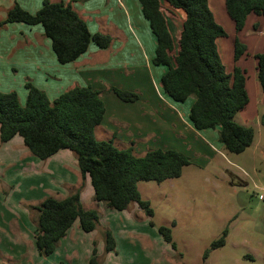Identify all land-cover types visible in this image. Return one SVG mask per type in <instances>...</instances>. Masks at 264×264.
Instances as JSON below:
<instances>
[{
	"label": "trees",
	"instance_id": "16d2710c",
	"mask_svg": "<svg viewBox=\"0 0 264 264\" xmlns=\"http://www.w3.org/2000/svg\"><path fill=\"white\" fill-rule=\"evenodd\" d=\"M139 2L156 39L152 62L167 68L160 79L163 92L175 102L194 97L188 115L192 126L197 130L218 128L219 139L228 152L245 151L252 145L255 131L251 126L236 122L235 116L249 102L246 70L238 65L231 72L227 70L218 40L228 33L216 20L209 0ZM225 6L237 33L243 30L249 14L264 15V0H225ZM176 10L183 12L184 18L179 37L174 40L167 18ZM12 22L42 25L61 64L77 60L91 43L105 49L113 40L110 35L91 32L71 2L43 0L41 8L32 13L15 1L6 18L0 20V27ZM246 51V45L235 37V62ZM255 58L256 78L264 92V50L255 54ZM25 87V103L16 91H0V142L20 136L27 149L42 160L60 150L72 151L83 180H90L95 201L118 211L135 203L150 218V224L155 225L154 209L151 202L142 197L139 182L178 178L191 163L190 158L179 150L162 148L149 149L138 156L133 145L118 148L113 138L97 139L95 130L104 119L106 107L102 91L91 85L71 87L52 101L30 81ZM108 91L124 102L138 99L137 93L114 86ZM36 209L34 240L43 256L56 251L58 243L76 221L85 232L95 230L99 224L98 211L83 207L80 188L64 198L46 197ZM157 229L164 241L176 250L171 228L161 225ZM228 233L225 228L222 235L212 241L203 254V262L212 250L225 244ZM103 236L105 251L115 250L116 241L110 229H105ZM96 256L94 248L91 264H97Z\"/></svg>",
	"mask_w": 264,
	"mask_h": 264
},
{
	"label": "rangeland",
	"instance_id": "374dc122",
	"mask_svg": "<svg viewBox=\"0 0 264 264\" xmlns=\"http://www.w3.org/2000/svg\"><path fill=\"white\" fill-rule=\"evenodd\" d=\"M14 2L15 0L0 1V19L6 18ZM253 22L257 23L258 27H253ZM13 23L17 22L7 23L5 26ZM234 35L233 31L218 41L226 67H233L235 62ZM241 35L250 46L258 40L259 51H263L264 15L251 13L246 19ZM249 53L247 50L240 60L238 59L239 66L246 70L249 102L237 113L235 120L242 125L251 126L255 131V138L252 145L239 154L228 152L217 134H213V140H206L203 133L193 129L199 134L192 135L177 125L173 119L175 117L169 114L182 119L179 112L186 113L194 97L185 102H177L176 105L181 111L170 107L160 94L166 96L158 79L163 67L154 69L159 89L151 76V79L139 87V92L128 90L138 94V99L134 102H124L112 91L102 97L109 109L105 119L108 117L112 124L100 126L95 131L97 139L113 138L118 147L133 145L138 156H143L146 151L154 148L179 150L190 158L191 163L184 167L182 175L178 178L162 182H139L142 197L148 199L154 209L152 221L155 225L150 224V218L143 210L137 209L135 203H132L128 211L122 212L108 209L104 204L100 206L92 199L91 204H95L99 214V224L91 232L81 230L74 239L69 237L68 240L72 243L79 244L75 249L79 262L74 264H91V258L88 260V257L93 256L94 248L97 250L99 245L100 249L103 246L105 248L103 235L105 229L109 228L108 223L117 245L115 250L118 254L114 255L117 264H264V199L261 198L264 194V92L256 78L255 54ZM166 107L171 112L167 111ZM163 111L168 114L164 116ZM109 116H116L121 122L116 123L117 121L111 120ZM212 130L210 129L211 133ZM120 136L124 138L120 139ZM31 169L35 170L33 167ZM35 175L37 174L33 171L27 170L23 176L25 178L22 177L20 181L18 178L12 183L11 194L8 186H1L2 203L11 208L20 201L27 208L25 202L30 200L28 198L42 192L41 188H31L34 183L32 181L37 180L33 178ZM85 181H79L75 186L65 185L62 192L72 193L79 188L83 191ZM35 185L39 187V183ZM90 188L93 194V188ZM85 205L90 207L89 203ZM29 213L33 221L35 211L30 208ZM76 223L78 224V221ZM161 225L171 228L173 240L177 244L176 250L164 241L158 232L157 228ZM225 228L229 231L225 244L212 250L203 262L204 252L210 248L212 241L222 235ZM62 252L63 249H59L52 254L49 262H58ZM105 254L106 252H103L99 255L97 252V264L103 263ZM30 262L35 264L32 259Z\"/></svg>",
	"mask_w": 264,
	"mask_h": 264
},
{
	"label": "crops",
	"instance_id": "0c3cea01",
	"mask_svg": "<svg viewBox=\"0 0 264 264\" xmlns=\"http://www.w3.org/2000/svg\"><path fill=\"white\" fill-rule=\"evenodd\" d=\"M15 1L33 13L41 8L43 2V0ZM51 1L71 2L80 17L86 21L91 32H100L112 37L111 45L108 48L101 49L94 43H91L88 50L77 60L67 64H61L53 52L51 40L44 34L42 25H28L17 22L7 26L4 25V28L1 26L0 91H16L23 103L27 97L25 84L27 81H30L36 87L45 91L51 101L62 92L76 85H91L93 88L101 90V96L104 97L110 86L139 92V87L151 79V76L154 78L153 82H155L156 88L159 89L154 69L163 67L158 78L160 80L167 68L154 65L152 62L156 50V39L152 33L149 21L143 16L139 0ZM209 4L215 14L216 20L223 27L227 28L228 36L229 33L234 31V36L240 38L251 55L262 52L259 51L260 43L258 40L254 44L251 43L250 46L248 41L243 38L241 34L244 28L241 32H236L234 22L226 11L225 0H209ZM183 18L184 13L179 10H176L174 14H170L167 18L174 40H177L179 37ZM252 24L253 27L254 25L258 27L257 23L253 22ZM12 25L15 27H12ZM238 62L240 61L234 62L233 67H227V70L231 72L236 65L239 66ZM144 70H146V76H144L145 72H142ZM160 94L167 100L170 107L178 108L176 105L177 102L167 95ZM119 105L123 106L121 103ZM165 109L170 111L168 107ZM188 110L190 111L187 108L186 113L181 110V112L178 111L182 119L177 115H169L175 117L173 119H175L174 121L177 125L189 131V134L198 135L199 133L193 130L195 128L189 120ZM108 111L109 109L106 107L105 116L109 114ZM163 114L165 116L168 112L163 111ZM109 117L111 120L117 121L116 123L121 122L118 121L119 119L116 116ZM104 119V122L102 121L96 127L95 131L102 125L108 126L112 124L108 117ZM195 130L203 133L202 135L205 136L206 140L212 139L216 134L219 135V129L217 130V128L212 130L213 133L210 132V129ZM108 132L114 134L112 131ZM196 135L195 137L199 138ZM122 138L124 137L120 136V139ZM114 144L117 146L116 141H114ZM31 167L35 170H32ZM27 170L37 174L33 176L37 180L36 182L32 181L34 183H32L31 188H41L40 191L42 192L35 194L32 198H28L30 200L25 202L28 205L27 208L20 201H17V205L14 204L10 208L5 206L0 199V264H30L31 259L35 264H74L79 262V255L75 250L79 244L72 243L71 240H68L69 237L74 239L75 236L80 234L82 229L79 222L78 224L75 222L67 235L58 243L56 251L59 249H63L64 251L60 256L61 258L58 259V262H49L48 259L52 254L49 256L41 255L37 248L35 249V240L31 247L32 234H34L38 216L36 206L46 197L51 196L60 199L71 194L69 191L62 192L65 185L75 186L79 181L84 182L77 165L76 155L72 151L65 149L60 150L48 159L42 160L34 156L27 149L20 136H15L6 143L0 142V187L8 186L7 189L11 194L13 188L12 183L18 178L19 181L25 178L23 176ZM43 180H45L44 183L42 182ZM85 180L84 190L82 191L81 188L82 205L85 209L90 207H92L90 209H96L95 204H91L92 199H94V193L92 194L91 192L90 187L92 186L89 187L90 180L89 178H85ZM37 182L39 183V187L35 185L38 184ZM86 203H89L90 207H86ZM95 203L103 206L102 202L95 201ZM30 208L35 211L33 221L30 219ZM128 208L122 212L128 211ZM136 208L140 210L137 205ZM109 224H107L108 229L112 230ZM69 242L72 245L67 244ZM115 248H117V245ZM104 250V246L100 249L99 245L97 252L100 255L106 252ZM117 254L118 252L116 250L106 252L102 264H117V258L114 257ZM91 257H88V260Z\"/></svg>",
	"mask_w": 264,
	"mask_h": 264
},
{
	"label": "built area",
	"instance_id": "2783aa9c",
	"mask_svg": "<svg viewBox=\"0 0 264 264\" xmlns=\"http://www.w3.org/2000/svg\"><path fill=\"white\" fill-rule=\"evenodd\" d=\"M261 198L264 199V194L261 195Z\"/></svg>",
	"mask_w": 264,
	"mask_h": 264
}]
</instances>
